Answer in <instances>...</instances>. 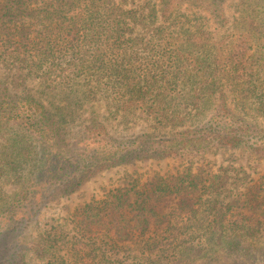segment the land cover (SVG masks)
<instances>
[{
	"label": "trees",
	"instance_id": "trees-1",
	"mask_svg": "<svg viewBox=\"0 0 264 264\" xmlns=\"http://www.w3.org/2000/svg\"><path fill=\"white\" fill-rule=\"evenodd\" d=\"M225 1L160 0L158 13L150 14L152 25L135 34L137 13L112 0H0V134L18 126L0 149V179L21 180L20 189L0 198V244L12 232L16 212H26L19 221L31 219L42 205L112 167L219 149L245 148L264 159V10L245 8V27L224 53L198 31L188 35L166 25L184 2L224 18ZM159 18L162 25L155 26ZM12 68L38 77L37 91L15 90L1 73ZM79 81L114 92L119 107L134 104L173 126L185 106L200 114L207 98L226 83L238 110L221 91L214 116L168 136L118 137L94 119L82 130L84 146L73 152L63 137L62 106L50 110L43 95L59 83ZM180 92L183 102L176 100ZM31 164L35 169L26 170ZM229 166L134 179L77 210L70 229L51 225L34 246L18 237L10 258L0 246V264H28L31 251L45 264H198L210 254H191L209 239L232 256L254 259L253 240L264 236V176L228 199ZM4 217L10 223L2 225ZM188 253L189 262L183 263Z\"/></svg>",
	"mask_w": 264,
	"mask_h": 264
},
{
	"label": "rangeland",
	"instance_id": "rangeland-1",
	"mask_svg": "<svg viewBox=\"0 0 264 264\" xmlns=\"http://www.w3.org/2000/svg\"><path fill=\"white\" fill-rule=\"evenodd\" d=\"M112 1L123 9L137 13L140 21L136 24L133 22L132 29H135V34L143 33L148 26L152 25L154 17L150 14L158 13L160 8V0ZM250 5H255L257 9L264 10V0H226L223 4L226 15L221 18L213 15L207 9V6L203 7L197 3L184 2L175 10L171 20L166 25H176L177 30H181L184 33L188 32V35L198 31V34L201 35L200 37L205 36L212 44H216L219 48L222 47L224 53L234 37L244 29V12L245 8ZM159 25H162L160 18L155 21V26ZM203 49V46L199 48V50ZM1 73H5L8 76L14 89L20 93H24L27 90L37 91L39 88V78L27 77V73L24 70L12 68L6 71L1 70ZM93 85H88L85 81L75 82L72 85L59 83L57 87H52L51 89L49 87L48 91L43 95L45 104L50 110L55 111L57 107L62 106V112L66 114L63 137L66 140V148L73 152L84 146L82 130L94 119L104 124L112 135L118 137L132 138L141 133L168 136L175 130L182 129L190 124H203L214 116L220 103L221 91H226L229 106L234 111L238 110L232 86L226 83L220 86L216 94L207 98L202 105L200 114H196L195 109L189 111V104L187 107L185 106L186 111L182 110L181 115L177 119V125L173 126L164 120H157L155 114H150L148 110L145 111L134 104H126L119 107V99H112L114 95L116 96L114 92H100L94 88L96 84L95 86ZM86 90L88 91L84 97L81 92ZM181 90L185 91L189 90V88L184 89L182 85ZM181 92L176 97L178 102L184 101L183 93ZM190 106L192 107L193 105L190 104ZM262 122L264 121L262 120ZM17 128L18 126L15 125L9 129L8 133L2 132L0 134V149L7 145L6 139L9 134L13 137L16 136ZM39 158H41L40 155H38ZM38 164L40 165L41 163ZM38 164L35 166L38 167ZM227 165H230L232 180L229 190L226 191L229 195L228 199L231 198V194L236 190H244L254 183L253 180L264 176V159L255 157L251 151L245 148L219 149L216 152L191 158H145L134 163L112 167L93 177L77 191L42 205L40 209L38 208L36 216L31 219L19 221V219L24 217L22 213H26L24 209L20 213L16 212L15 218L11 220V223L8 218H2L1 224L5 225L9 222L13 229L5 237V242L0 244L1 247H6L2 253L7 254L9 258L10 256L13 257L18 249L15 246L18 237L27 241V244L34 246L32 242L38 240L39 236L45 233L51 225L61 223L67 229H70L72 218L77 210L93 200L104 198L115 188L130 186L131 181L134 179L145 182L154 175L169 176L187 167H192L194 170L198 167H205L216 172L222 166ZM31 167H33L32 164L28 165L26 170L31 169ZM32 174L34 177L35 173L33 172ZM20 188L21 180L16 182L12 178L0 179V198L1 196L7 197ZM40 197L41 194H36L35 200L39 202ZM1 202L2 200L0 199V204ZM189 231L192 232V229H189ZM213 240H206L203 244L196 247L191 254V256L203 253L210 254L208 259H206L207 257H199L197 259L198 264H264V236L253 240L251 251L255 255L254 259L249 256H232L228 254V250L224 247H218ZM187 246L191 247L189 244ZM211 248L212 250H210ZM3 254H0V256ZM182 262H189V253L182 259ZM27 263L45 264V261L31 251L27 257Z\"/></svg>",
	"mask_w": 264,
	"mask_h": 264
}]
</instances>
